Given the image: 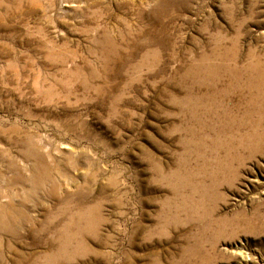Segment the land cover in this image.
I'll use <instances>...</instances> for the list:
<instances>
[{"label": "rangeland", "instance_id": "1", "mask_svg": "<svg viewBox=\"0 0 264 264\" xmlns=\"http://www.w3.org/2000/svg\"><path fill=\"white\" fill-rule=\"evenodd\" d=\"M0 264H264V0H0Z\"/></svg>", "mask_w": 264, "mask_h": 264}]
</instances>
